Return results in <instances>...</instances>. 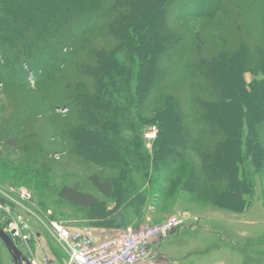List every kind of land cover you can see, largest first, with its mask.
I'll return each instance as SVG.
<instances>
[{"label":"rangeland","instance_id":"obj_1","mask_svg":"<svg viewBox=\"0 0 264 264\" xmlns=\"http://www.w3.org/2000/svg\"><path fill=\"white\" fill-rule=\"evenodd\" d=\"M10 1L14 0H0V18L9 16L4 9ZM18 1L23 3L26 0ZM155 1L127 16V21L135 25L133 28L130 26L129 29L134 37L135 31L141 34L146 32L145 34L148 35L150 30L152 36L160 35L163 18L170 17V10L171 12L179 10L177 12V15L181 13V17L178 16L179 21H174L176 18L173 23L169 21L170 27L174 30L182 29L192 36L201 35L204 49L210 50V53L219 54L220 51L229 49L231 45L225 46V40L235 41L230 38L238 34V27L222 29L216 23V18H202L195 15L199 12L194 8V2L199 3V0H188V3L184 0L180 3L179 9H175L174 5L166 10ZM167 1L162 0V3ZM235 4L240 15H244L245 20L248 21L249 28L260 21L264 22V8L258 2L239 1ZM71 5L75 6V3ZM185 13H188L186 17ZM25 15L27 17L22 16V10L19 9L17 16L20 21L11 16L7 18L11 22L15 20L18 25L22 21L31 24L35 23L34 20L43 19L39 18L38 13L31 15L33 19ZM240 15L238 20H241ZM50 16L47 14L48 20H51ZM108 21L106 17L99 21L96 28L93 27L95 30L84 34L77 45V41L73 43L68 40V35L65 37L61 32L52 34L51 28H43L40 31L37 29V34L28 37L27 42L21 43L19 47L17 45L20 40L11 34L12 30L0 33V120L8 121L12 117L16 118L14 132L4 138L1 137L2 133L0 134L1 229L10 235L9 229L14 225L20 230L28 225L29 229L24 230L23 238L11 237L21 252L37 264H45L46 257H51L57 264H66L67 255L53 231V222L62 223L73 230L92 228L98 236L105 238L119 234L126 227H136L142 222L160 223L177 216L183 220L180 232L171 233L158 250L164 260L171 264L174 260H179L181 264H264V167L259 172L247 160L246 176L252 181L254 191L248 197L250 207L242 214L221 208L213 204L210 199L194 198L192 193L186 190L185 179L189 169H199L202 165L199 152L191 145L183 148L173 147L172 140L168 139L169 136H165L168 142L165 144V150H168L166 163L176 157L177 153V158L182 164L177 167L175 165L172 173L169 169L153 172L149 166L152 165L150 162L155 138L149 139L148 134L155 130L157 135L159 127L157 124L142 123L140 118H145L143 119L145 121L155 119L154 106L149 105L145 110L138 112V106L134 102L137 85L135 71L140 63L138 55L151 53L148 54L154 58L151 69L156 70L152 71L156 76L159 74L157 71L163 68L169 69L174 65L177 67L181 65L179 62L166 60L165 52H162V48L158 45L145 50L142 48L139 52L134 49L135 55H133L125 45H118L113 40L105 41L107 39L103 31ZM256 28L254 31L244 26L251 43L264 45V25L263 28L259 26ZM46 38L57 40L54 47L49 45L50 40H48L47 45L50 47L40 49V52L45 50L48 57L53 59L54 67L49 66L47 58L37 57V54L33 53L35 49L42 48L41 44ZM11 42L15 44H12L13 48H10ZM117 47L120 50L116 54V59L124 65L123 70L104 78L106 91L101 97L104 104L102 103L99 111H94V116L99 119L100 124H105L97 128L93 124H78V119H74L73 109L80 105L79 92L73 91L74 93L70 94L71 87L75 90L85 89V93L89 96L93 95L95 90L92 77L89 76L91 79H88V76L86 78L85 75L78 74L80 70L77 66L94 65L92 53L98 48L113 52ZM26 51H29V54ZM53 71L58 72L46 81L44 79L46 75L49 74L47 76L49 77ZM229 75L233 84L237 86L238 99L245 102L246 98L241 93L236 75L234 72ZM263 78V70L259 67L247 69L244 74V79L249 85ZM155 79L156 77L153 81L149 76L146 85L149 87L152 82L151 87H155ZM58 89L67 92L64 98L60 93L50 94ZM164 92L166 95H176L183 100L187 98L186 106L189 107L191 104L189 99L193 94L201 93L196 81L189 77L181 78L178 84L171 85ZM233 93L232 90L219 86L215 91V94L224 98ZM251 104L250 106L264 109V102L260 103L259 100H252ZM105 105L109 109L104 108ZM223 121L224 118L220 117V128ZM74 122L89 129V132L72 143L68 137L61 136L58 127L61 125L70 127ZM188 122L192 124L191 129L194 131L193 120L190 119ZM259 123V131L263 134L261 127L264 128V122L260 120ZM94 133L96 137L92 135ZM104 138L110 151L101 152L100 144ZM79 142L80 148L76 147ZM203 144L211 145V141H203ZM260 146L264 154V139L260 142ZM113 149L120 150L118 160L113 159L115 158ZM146 157L150 162H147ZM213 163L218 164L216 160ZM182 165L185 166L183 170ZM239 171L240 176H244L245 170L242 167ZM169 173L171 176H168ZM93 177L101 181L114 179L120 187H117L113 197H106L94 186ZM158 177H161L158 182L161 192H157L155 186ZM63 186L75 187L83 193L93 195L99 199V207L85 210L61 200L58 197V190ZM133 187L137 197H132L133 200L129 201L128 193L132 194ZM125 188L128 190L124 194L122 190ZM18 189L27 190L31 199L28 201L19 199L16 194ZM119 210L125 215L127 222L125 228L110 221L114 213ZM91 215L99 220L96 225ZM190 222L199 225L200 228L190 230L187 227ZM217 233L224 237H220ZM205 250H208L207 257L198 258L197 255L190 254ZM0 264H15L1 240Z\"/></svg>","mask_w":264,"mask_h":264},{"label":"trees","instance_id":"obj_2","mask_svg":"<svg viewBox=\"0 0 264 264\" xmlns=\"http://www.w3.org/2000/svg\"><path fill=\"white\" fill-rule=\"evenodd\" d=\"M71 1L74 2L71 3ZM154 1L38 0L37 2H32L26 0L22 3V1L14 0L7 2V6L4 9V12L9 15L7 16L8 18L11 16L15 20L20 21L19 16H17L20 9L22 10V16L27 17L25 14L31 16L33 13H38L39 18L43 19L41 21L34 20L35 23L32 22L31 24L22 21L18 25L15 20L11 22L7 17L0 18V33L12 30L11 34L17 40H20L17 45L19 47L21 43L27 42L28 37L30 38V36L37 34L38 30L51 28L52 34L61 32L65 34V37L68 35V40L73 41V43L77 41V45L84 34L86 35L88 32L95 30L97 23L106 17L109 21L103 31L105 33L104 37L107 39L105 41L110 42V40H113L118 45H125L133 55H135L133 53L134 49L139 52L142 48L145 50L148 47H156V45L161 47L162 52H165V59L176 63L179 62L181 67L174 65L169 69L163 68L157 71L159 72L157 77L156 73L152 72L156 70L151 69L154 58L148 55L151 54L150 52H145V55H138L140 63L135 71L137 85L135 87L134 102L138 106V112L145 110L149 105L154 106L156 110L155 119L145 121L143 120L145 118L140 117L142 123L157 124L159 127V133L154 139L152 161L150 162V159L146 157L147 162L152 164L149 168H152L153 172L169 169L172 173L175 170V165L176 167L178 165L181 166L182 161L177 158V153L176 157L171 158L166 163L165 157L168 154V150H165V144L168 143L166 141L168 136V139L172 140L173 147L183 148L191 145L199 152L202 165L199 169H189V174L185 179L186 190L192 193L194 198L210 199L213 204L221 208L242 214L250 207L248 197L254 191L252 181L246 176L247 160L259 172L264 167V154L260 146V142L264 139V133L262 134L259 131L260 120L264 122V109H258L254 105L250 106L253 104H251L252 100H259L260 103L264 102V78L254 81L250 85L244 79L246 70L252 67H259L264 73V45L251 43L248 33H245L244 26L255 31L257 26L263 28L264 22L259 20L260 23L258 22L255 25L256 27L252 25V28H249V25H247L248 21L245 20L244 15H240L235 3H239V1H256L264 8V0H231L230 2H227V0H199V3L197 1L194 2V8L199 12L195 15L198 17L216 18V23L222 29L224 27H238V34H234V37L230 38L235 41L229 39L224 41L225 46L230 44L231 47L226 51H220L219 54H213L210 53V50L204 49L205 46L202 44L201 35L192 36L182 29L174 30L170 27L169 21L173 23L175 18L176 20L174 21H179L178 16L181 17V13L177 15L179 10L177 12L175 10L171 12L170 10V17L163 18L164 20L160 24V35L152 36L150 30L148 35L145 34L146 32L141 34V32L135 31L134 37V34H131L129 29L135 27V25L127 21V16H130L132 12H137V10L140 11L147 4H153ZM183 1L168 0L162 3V0H157L155 2H158V5H161L166 10V8L169 9L174 5L175 9H179L181 7L180 3ZM186 1L188 3V0ZM73 3H75V6L71 5ZM144 11L146 12L145 9ZM50 13L52 16H50ZM47 14L52 17L51 20H48ZM187 15L188 13H185V17ZM239 15L241 20H238ZM91 16L93 18L90 19ZM189 16L192 17L193 15ZM30 18L33 19L32 16ZM48 40L50 41L48 42ZM47 42L51 47H54L57 40L52 38L44 39L41 44L42 48L35 49L33 53H36L37 57L47 58L49 66L54 67L53 59L50 56L48 57L45 50L40 52V49L50 47ZM12 44L14 43L11 42L10 48H13ZM29 50L32 51L31 48ZM119 50L118 47L113 52L98 48L92 53L94 65L77 66L78 70H80L78 74L85 75L84 77L86 78L92 77L95 90L94 94L89 96L85 93V89L75 90L72 87L71 90L69 89L70 94L79 92L80 105L78 104L73 109L74 119H78V124H93L96 128L105 124H100L99 119L94 116V111H99L103 103L101 97L105 95L106 91L104 78L111 77L123 70L124 65L116 59V54ZM26 53L29 54V51H26ZM57 72H51L52 74L49 77H47L49 75L47 74L44 79L46 81L50 80ZM232 72L238 79L241 93L246 98L245 102L243 100L240 101L237 97V86L235 83L233 84L229 75ZM149 76L153 81L156 77L155 87H151L152 82L151 86L148 87L146 85V80ZM90 77L88 79H91ZM183 77L194 79L201 92L193 94L190 99L188 98L190 100L189 103H191L190 107L186 106L187 98L183 100L176 95H166L164 92L171 85L178 84ZM218 86L226 87V89H230L234 93L227 98L221 97L215 94ZM58 91L50 92V94L56 95L60 93V96L64 98L67 92L63 89ZM246 103H249V105H246ZM106 107L109 109L107 105L104 108ZM220 117L224 118L222 128L219 126ZM190 119L193 120L194 131L191 129L192 124L188 122ZM15 122L16 118L12 117L10 120H3L0 123L2 138L14 132ZM78 124L74 122L70 127L61 125L58 127V131L61 130V136L68 137L69 141L74 143L78 140V137H82L89 132V129ZM261 128L264 132V128ZM245 133L246 135H244ZM95 134L92 135L96 137ZM102 141L100 144L102 147L101 152L110 151V148H107L108 144L105 142L107 140L104 138ZM203 141H211V145L206 144V146ZM79 146H81L80 142L76 144V147ZM118 151L120 152L119 149H113V154H115L113 159L118 160ZM210 160H213V162L216 160L218 164L210 162ZM183 167L185 166L182 165V170ZM241 167L245 170V174L242 177L239 171ZM168 176H171V174L169 173ZM92 180L97 190L106 197H113L117 192V187H120L116 184L118 182L115 183L114 179L108 178L101 181L99 178L93 177ZM160 180L161 177H158L155 181L157 192H161V188L158 186ZM127 190L125 188L122 192L125 194ZM133 191H135L134 187L132 194L128 193L129 201L133 200L132 197H137V194H134L135 192ZM58 197L73 206L85 210L97 208L100 205L98 198L91 194L83 193L75 187H61L58 190ZM91 219L95 223L94 225L99 222L93 215H91ZM110 221L124 228L127 226L122 210L115 212ZM144 223L142 222L134 228H138Z\"/></svg>","mask_w":264,"mask_h":264},{"label":"built area","instance_id":"obj_3","mask_svg":"<svg viewBox=\"0 0 264 264\" xmlns=\"http://www.w3.org/2000/svg\"><path fill=\"white\" fill-rule=\"evenodd\" d=\"M155 137V130L148 134L149 139ZM16 194L22 201L31 199L25 189H18ZM182 224L183 220L176 216L160 223L145 222L138 228L129 227L105 238L98 236L92 228L73 230L58 222H53L52 227L67 255L66 264H139L151 261L157 254L158 245L161 246ZM25 229H29V226L25 225L20 230L14 225L9 229L10 236L13 239L23 238ZM29 260L30 264H37ZM44 263L57 264L51 257H46Z\"/></svg>","mask_w":264,"mask_h":264},{"label":"water","instance_id":"obj_4","mask_svg":"<svg viewBox=\"0 0 264 264\" xmlns=\"http://www.w3.org/2000/svg\"><path fill=\"white\" fill-rule=\"evenodd\" d=\"M0 240L4 243L8 252L14 259L15 264H30V260L21 252L11 236L0 228Z\"/></svg>","mask_w":264,"mask_h":264},{"label":"crops","instance_id":"obj_5","mask_svg":"<svg viewBox=\"0 0 264 264\" xmlns=\"http://www.w3.org/2000/svg\"><path fill=\"white\" fill-rule=\"evenodd\" d=\"M205 218V217H204ZM207 218V217H206ZM187 227L190 229V230H192V231H194V230H196L197 228H200V226L199 225H196V224H192L191 222H190V224H188L187 225ZM180 230L181 229H178L176 232L177 233H179L180 232ZM220 237L222 236V237H224L222 234H220V233H217ZM155 245L157 244L156 242L154 243ZM158 245V244H157ZM157 245H156V247H157ZM158 250H159V248H160V245H158ZM222 247H220V249H221ZM158 250H157V254H156V256L153 258V260H151L152 262L150 263V264H171L169 261H166V260H164L165 258H163V255L162 254H160L159 252H158ZM207 251L208 250H205V251H200V252H197V253H190L191 255L192 254H195V255H197V257L199 258V257H207L208 255V253H207ZM173 264H181L180 263V261L179 260H174L173 262H172ZM205 263V262H204Z\"/></svg>","mask_w":264,"mask_h":264},{"label":"bare ground","instance_id":"obj_6","mask_svg":"<svg viewBox=\"0 0 264 264\" xmlns=\"http://www.w3.org/2000/svg\"><path fill=\"white\" fill-rule=\"evenodd\" d=\"M2 121H3V120L1 119V120H0V123H2Z\"/></svg>","mask_w":264,"mask_h":264}]
</instances>
